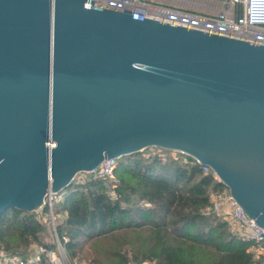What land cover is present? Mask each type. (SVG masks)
I'll return each mask as SVG.
<instances>
[{
  "label": "water",
  "instance_id": "water-1",
  "mask_svg": "<svg viewBox=\"0 0 264 264\" xmlns=\"http://www.w3.org/2000/svg\"><path fill=\"white\" fill-rule=\"evenodd\" d=\"M92 2L0 0V215L154 145L264 228V45Z\"/></svg>",
  "mask_w": 264,
  "mask_h": 264
},
{
  "label": "trees",
  "instance_id": "trees-1",
  "mask_svg": "<svg viewBox=\"0 0 264 264\" xmlns=\"http://www.w3.org/2000/svg\"><path fill=\"white\" fill-rule=\"evenodd\" d=\"M114 175V196L101 178L72 181L58 192L56 214L63 217L56 231L70 257L100 245L95 264L103 258L110 264L254 263L251 243L233 233L228 221L205 212L210 193L225 186L191 156L137 151L119 158ZM42 228L34 211L9 208L0 215V249L25 258L33 243H41ZM35 264L50 263L41 255Z\"/></svg>",
  "mask_w": 264,
  "mask_h": 264
},
{
  "label": "built area",
  "instance_id": "built-area-1",
  "mask_svg": "<svg viewBox=\"0 0 264 264\" xmlns=\"http://www.w3.org/2000/svg\"><path fill=\"white\" fill-rule=\"evenodd\" d=\"M252 1L253 5L255 3L257 5V2L261 0H93L92 4L119 12L127 9L130 10L132 18L140 20H143V17L150 18L264 45V10L254 13V8L251 7ZM139 151L144 152L145 156L164 157L168 154L171 157L180 155L185 158L187 155L178 150L154 145ZM119 158L106 157L95 168L78 172L72 181L83 183L90 178L105 180L112 178ZM194 160L197 162L196 159ZM201 167L204 173H212L216 178L209 165H201ZM54 194V192H49L44 198L43 205H47V214L51 217L56 237L55 246L53 248L40 246L34 255L25 258L9 255L0 250V264H35L41 255H44L50 264H74L69 260L65 247L57 235ZM214 201L215 207L226 213L239 229L242 239L254 246H261L264 243V228L248 216L232 197L227 187L214 194Z\"/></svg>",
  "mask_w": 264,
  "mask_h": 264
},
{
  "label": "rangeland",
  "instance_id": "rangeland-1",
  "mask_svg": "<svg viewBox=\"0 0 264 264\" xmlns=\"http://www.w3.org/2000/svg\"><path fill=\"white\" fill-rule=\"evenodd\" d=\"M116 181H117V178L115 175H113L112 178L105 180L108 193L111 196H114L112 187ZM60 198H61V193H55L53 195V205L55 206L54 207L55 208L54 209V211H55L54 212L55 213L54 214L55 225L63 217V215L61 213L56 214L57 213L56 212L57 204H58V200ZM218 209L215 207L214 193H210V206H208L204 209L205 212L216 214L221 219L228 221V223L230 225V230L233 233H235L241 237L239 229L233 224V222L228 217V215L226 213L222 212L221 210H218ZM33 211L35 212L36 216L41 221L43 228L41 230L40 237H39L41 243H33L26 252L27 256L34 255L40 246H43V247L46 246V247L53 248L55 246V242H56L55 232H54V228H53V224H52L50 215L47 214V211L42 212V207H40L36 210H33ZM248 249L252 253V256L254 259L253 264H264V243L261 246H254L251 244V246ZM0 250H2V249H0ZM100 250H101L100 245H95L93 247L91 245H87V247H85V249L82 251V253L80 255L70 257V255L67 253V256H68L69 260L71 262H73L74 264H95L94 262L91 261V259L93 257H100L99 256V255H101ZM103 260H104L103 264H110V262L108 260H106L105 258H103ZM127 264H152V263H150L148 261L135 262V261L131 260Z\"/></svg>",
  "mask_w": 264,
  "mask_h": 264
},
{
  "label": "crops",
  "instance_id": "crops-1",
  "mask_svg": "<svg viewBox=\"0 0 264 264\" xmlns=\"http://www.w3.org/2000/svg\"><path fill=\"white\" fill-rule=\"evenodd\" d=\"M253 4H252V7L254 8L253 9L254 13H256V12L258 13V12H261V11L263 12V10H264V0H261V1L257 2V5H256V3H255V5H253Z\"/></svg>",
  "mask_w": 264,
  "mask_h": 264
},
{
  "label": "bare ground",
  "instance_id": "bare-ground-1",
  "mask_svg": "<svg viewBox=\"0 0 264 264\" xmlns=\"http://www.w3.org/2000/svg\"><path fill=\"white\" fill-rule=\"evenodd\" d=\"M253 4V1L251 2V5ZM252 7V6H251Z\"/></svg>",
  "mask_w": 264,
  "mask_h": 264
}]
</instances>
